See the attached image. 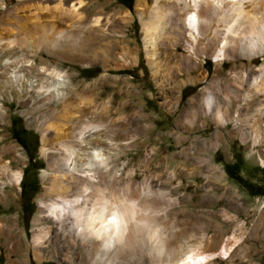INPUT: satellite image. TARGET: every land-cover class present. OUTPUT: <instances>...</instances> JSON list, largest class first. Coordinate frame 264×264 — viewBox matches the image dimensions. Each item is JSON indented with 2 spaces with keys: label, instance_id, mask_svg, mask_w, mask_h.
<instances>
[{
  "label": "rangeland",
  "instance_id": "obj_1",
  "mask_svg": "<svg viewBox=\"0 0 264 264\" xmlns=\"http://www.w3.org/2000/svg\"><path fill=\"white\" fill-rule=\"evenodd\" d=\"M85 3L90 18L96 14L109 18L101 40L105 54L97 49L98 43L86 42L82 51L59 46L54 53L43 45L40 55L66 72L72 85L92 88L87 95L92 109H105L111 187L122 193L124 201L135 200L140 214L146 201L155 215L152 225H139L134 246L127 244L126 254L117 260L167 264L193 242L217 252L207 264H264V153L260 144L242 139L243 124L232 118L237 109L240 114L249 109L237 106L241 99L231 98L224 120L217 122L202 103V88L210 86L212 78L235 89L236 74L257 69L264 56L224 60L215 68L211 57L200 55L195 62L183 58L182 43L173 51L164 43L159 58L170 65L154 78L144 52L136 0ZM4 4L0 18L5 19L15 11L17 0ZM127 10L129 18L121 22L116 16ZM147 13L144 10L145 17ZM121 47L128 49L135 63L123 60ZM211 87L219 100V90ZM36 96L28 92L20 104L1 101L0 164L13 171L21 168L23 173L17 186L0 184V264H87L75 244L62 249L53 228L42 245L32 242L33 219L41 210L40 202L50 197L44 186L51 173V154L42 152V136L55 142L54 129L46 128L50 109H36ZM18 154L24 160L19 161ZM227 166L240 180L228 173ZM1 181H7L6 175H0ZM146 188L150 191L142 196ZM43 225L51 224L43 220ZM156 226L158 230L153 229ZM223 245H228L227 256L219 253Z\"/></svg>",
  "mask_w": 264,
  "mask_h": 264
},
{
  "label": "bare ground",
  "instance_id": "obj_2",
  "mask_svg": "<svg viewBox=\"0 0 264 264\" xmlns=\"http://www.w3.org/2000/svg\"><path fill=\"white\" fill-rule=\"evenodd\" d=\"M4 3L0 0V8ZM86 8L85 0H17L15 11L0 18V119L4 113L1 101L20 104L28 92L38 96L36 109H50L46 128L54 129L55 142L48 143L42 136V152L51 154V173L44 186L50 197L40 202L41 210L33 219V244L42 245L53 228L62 240V249L75 244L87 264H121V258H117L125 253L127 244L134 246L139 225H152L155 215L150 214L148 202H144L140 214L141 206L135 200L124 201L111 187V142L104 122L105 109H92L94 104L87 96L92 88L72 85L66 72L40 55L43 45L49 53L59 46L82 51L86 42L98 43L97 49L105 54L101 40L109 18L101 14L90 18ZM136 8L145 56L154 78L160 76L164 65H170L159 58L164 43L172 51L182 43L186 50L183 58L195 62L200 55L211 57L215 68L224 60L239 57L250 61L264 56V0H152L151 5L136 0ZM144 10L148 11L146 17ZM116 17L127 22L129 12ZM28 24L32 28H27ZM121 49L126 63L136 62L128 49ZM212 79L210 86L202 88L206 113L222 122L231 98L241 99L237 106L249 111L240 114L237 109L232 118L243 124L242 139L260 144L264 153V62L257 69H241L236 74L235 89L216 77ZM162 82L163 77L158 85ZM211 86L219 90V100ZM18 157L19 161L24 158L21 154ZM22 173L21 168L13 171L7 164H0V175L7 177L0 184L17 186ZM143 190L142 196L150 191ZM43 220L51 225L44 226ZM151 234L156 233L152 230ZM191 244L167 264H207L217 253L201 244ZM227 246L221 247V256L229 254Z\"/></svg>",
  "mask_w": 264,
  "mask_h": 264
},
{
  "label": "trees",
  "instance_id": "obj_3",
  "mask_svg": "<svg viewBox=\"0 0 264 264\" xmlns=\"http://www.w3.org/2000/svg\"><path fill=\"white\" fill-rule=\"evenodd\" d=\"M22 130V132H25L24 130L25 129H21ZM15 138L17 139L18 137L17 136H15ZM21 143V142H20ZM22 144V143H21ZM23 145V144H22ZM29 159H31V158H29ZM227 170H228V173L230 174V175H232L234 178H236V179H238V180H240V177H238L235 173H233L230 169H229V166H227ZM248 187V186H247Z\"/></svg>",
  "mask_w": 264,
  "mask_h": 264
}]
</instances>
